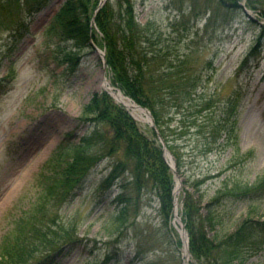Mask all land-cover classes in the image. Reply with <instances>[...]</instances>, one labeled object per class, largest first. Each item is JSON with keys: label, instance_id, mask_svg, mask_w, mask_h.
Here are the masks:
<instances>
[{"label": "rangeland", "instance_id": "obj_1", "mask_svg": "<svg viewBox=\"0 0 264 264\" xmlns=\"http://www.w3.org/2000/svg\"><path fill=\"white\" fill-rule=\"evenodd\" d=\"M106 1L97 0L98 6ZM132 1L137 21L151 22L162 33L164 43L179 50L187 46L196 48L204 95H212L210 109L180 108L179 116H172L171 126L184 134L179 139L181 145L201 151L194 159L186 160L178 172L180 186L177 190L174 186L173 199L179 215L182 193L187 190L201 196L202 205L210 202L208 209L217 214L216 229L221 233L232 231L251 217L264 221V194L240 199L222 194L211 202L223 179L252 183L264 173V41L259 53L252 54L248 64L238 71L257 40L260 32L257 24H264V17L258 12L261 8L264 10V0H258L261 8L251 10V16L233 6L218 9L215 0ZM63 2L49 0L28 16V31L12 53L16 58L15 77L0 92V244L18 216L33 204L39 192L35 183L37 173L51 151L66 133H70L69 137L75 142L86 131L87 124L80 119L82 107L93 93L104 89L101 81L105 69L90 39L78 48L73 40H55L52 44L44 41L49 22ZM251 18L260 22L254 24ZM7 34L5 32L4 36ZM95 36L97 41L93 40V44L104 50L100 36L97 33ZM63 49L77 50L78 60L73 72L69 73L68 64L61 62ZM208 60H211L210 65L206 64ZM6 64L2 60L0 76L5 73ZM105 74L111 81L108 69ZM237 92L241 98L232 128L230 117L233 116H220L221 107ZM198 101L194 99L192 103ZM140 114L146 117L143 112ZM134 119L144 134L150 135V125L138 116ZM207 140H211L208 148L204 147ZM109 162L110 159H105L95 166L84 190L62 211L78 216V235L91 239L90 245L95 239L96 247L77 246L55 259V264H86L104 259L106 245L102 241L107 238L101 225L107 211L115 205L110 199L120 191L121 181L117 179V183L110 186L104 199H100L102 196L94 186L107 175ZM121 175L126 182L130 180L127 171ZM200 176L205 180L197 190L192 181ZM125 186V193L137 206L130 218L134 222L115 242L118 253L109 264H188L173 222L174 211L170 220H164L152 191L136 194L129 182ZM247 263L264 264V245Z\"/></svg>", "mask_w": 264, "mask_h": 264}, {"label": "trees", "instance_id": "obj_2", "mask_svg": "<svg viewBox=\"0 0 264 264\" xmlns=\"http://www.w3.org/2000/svg\"><path fill=\"white\" fill-rule=\"evenodd\" d=\"M48 1L0 0V39L4 37L0 41V64L2 60L7 62L5 73L0 76V92L15 77L16 58L12 53L28 31V16ZM111 1L107 0L93 15L97 0H64L49 22L44 41L73 40L78 48L90 38L97 41V33L105 49L112 83L150 110L180 172L186 160L194 159L201 151L181 145L179 139L184 134L171 126L172 116H179L180 108L191 106L208 110L212 101L211 94L204 95L196 48L187 46L179 50L164 43L162 33L151 22L141 24L137 21L132 0ZM215 1L218 9L231 6L237 9L241 8L239 2L242 0ZM244 3L255 11L261 8L258 0H245ZM258 12L264 17L263 8ZM92 16L94 24L91 25ZM257 25L260 32L256 43L241 61L239 72L252 54L259 53L264 41V24ZM5 32H8L6 36ZM62 54L61 62L68 64L69 73L73 72L78 60L77 50L63 49ZM206 64L210 65L211 60ZM240 98L238 92L234 93L221 107L220 116H233L230 117L232 128L236 124ZM194 99L199 101L192 103ZM81 115V121L89 123L88 129L75 142L68 138L59 143L37 173L35 183L39 192L31 207L18 216L4 236L0 244V264H55V257L66 249L69 252L80 245L95 248V239L90 245L91 239L78 235V216L62 211L81 194L92 170L105 159L111 160L109 171L94 187L102 196L100 199H104L110 186L120 179V191L112 197L115 205L107 211L101 225L107 238L102 241L106 245L104 259L86 264H109L118 253L115 242L134 222L130 218L137 206L125 193V183L129 182L136 194L152 191L159 204V213L164 220H170L175 181L156 131L150 127V135L144 134L125 107L106 91L93 93L83 105ZM215 130L218 132V128ZM210 141L204 142V147L208 148ZM125 171L130 178L127 182L121 175ZM204 180V176L196 177L192 185L198 190ZM215 191L211 202L222 194L237 199L261 196L264 194V173L252 183L223 179L222 186ZM183 192L181 219L189 236L192 257L189 264H252L247 263L248 259L264 245V221L251 217L232 231L221 233L216 229L217 214L208 209L210 202L202 205L201 196L187 190Z\"/></svg>", "mask_w": 264, "mask_h": 264}, {"label": "water", "instance_id": "obj_3", "mask_svg": "<svg viewBox=\"0 0 264 264\" xmlns=\"http://www.w3.org/2000/svg\"><path fill=\"white\" fill-rule=\"evenodd\" d=\"M241 6L243 7L244 12H246L247 14H250V10H249V9L245 8V7L243 6V4H241ZM93 47H94V48L97 50V52L102 56V58H103V64H104V66L106 67L107 64H106V61H105L104 52L101 51V50H99V49L97 48L96 45H93ZM104 79H106L105 76H104ZM113 89H116V90L120 91L119 89H117V88H115V87H114ZM105 90H107V91L110 93L111 96H113L114 98H116V91L112 90L110 86H109V87H105ZM121 103H122V102H121ZM122 104H123V103H122ZM123 105H124L125 107H127L125 104H123ZM136 105L138 106V108L144 110L145 114L148 115V122H149L150 125L156 130L157 135H158V138H159V140L161 141V143H162V145H163V155H164V158H165V160L168 162V160H167V154L169 155V157H170V159H171L172 162H171V163H168V164H169V166L171 167V169L173 170L174 175L177 176V178H178V180H179L178 174H177L176 169H175V162H174L173 159H172V155H171V153H170L169 150L166 148L165 142H164V140H163L161 134H160L159 131L157 130V127H156V125H155V121H154V118H153L152 114L150 113V111H149L147 108L142 107V106L139 105V104H136ZM127 108H128V107H127ZM174 209H175V204H174V208H173V210H174ZM180 236H181V238H182L183 246H184V247L187 249V251H188V238H187V233H186V231H185V228H184L183 224L181 225V228H180ZM184 242H185V244H184ZM188 253H189V252H188Z\"/></svg>", "mask_w": 264, "mask_h": 264}, {"label": "bare ground", "instance_id": "obj_4", "mask_svg": "<svg viewBox=\"0 0 264 264\" xmlns=\"http://www.w3.org/2000/svg\"><path fill=\"white\" fill-rule=\"evenodd\" d=\"M102 86L107 87V85H109V80L108 79H104V75L102 76ZM116 91V100L119 102H122L123 104H125L132 112V114L134 116H138L139 118L147 121L148 120V116L144 113L145 116H142L140 113L144 112V110H141L140 108H138V106L132 102L130 99L126 98L120 91L115 90ZM169 158V156H168ZM174 224L176 225V227L178 228V225L180 223V217H179V213H178V208H177V203L175 204V209H174ZM185 244V242H184ZM184 257L186 258L188 255L187 249L185 247H183L182 250Z\"/></svg>", "mask_w": 264, "mask_h": 264}]
</instances>
